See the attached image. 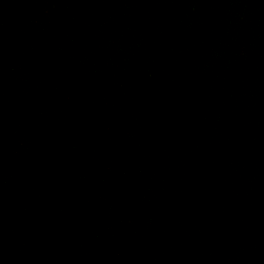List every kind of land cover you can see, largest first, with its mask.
Here are the masks:
<instances>
[{"label":"water","instance_id":"1","mask_svg":"<svg viewBox=\"0 0 264 264\" xmlns=\"http://www.w3.org/2000/svg\"><path fill=\"white\" fill-rule=\"evenodd\" d=\"M0 264H264V0H0Z\"/></svg>","mask_w":264,"mask_h":264}]
</instances>
